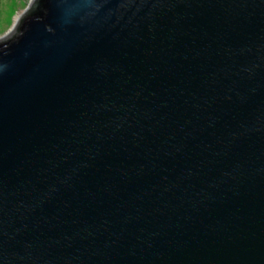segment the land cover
I'll return each mask as SVG.
<instances>
[{"label":"water","instance_id":"1","mask_svg":"<svg viewBox=\"0 0 264 264\" xmlns=\"http://www.w3.org/2000/svg\"><path fill=\"white\" fill-rule=\"evenodd\" d=\"M0 264H264V0H33L0 39Z\"/></svg>","mask_w":264,"mask_h":264},{"label":"rangeland","instance_id":"2","mask_svg":"<svg viewBox=\"0 0 264 264\" xmlns=\"http://www.w3.org/2000/svg\"><path fill=\"white\" fill-rule=\"evenodd\" d=\"M33 0H0V39L12 32L20 16Z\"/></svg>","mask_w":264,"mask_h":264}]
</instances>
